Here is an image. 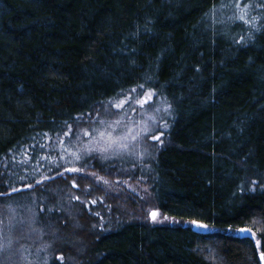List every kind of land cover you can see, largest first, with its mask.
I'll list each match as a JSON object with an SVG mask.
<instances>
[{"label": "trees", "instance_id": "trees-1", "mask_svg": "<svg viewBox=\"0 0 264 264\" xmlns=\"http://www.w3.org/2000/svg\"><path fill=\"white\" fill-rule=\"evenodd\" d=\"M235 3L0 0V260L264 264V0ZM147 92L146 157L81 151Z\"/></svg>", "mask_w": 264, "mask_h": 264}, {"label": "rangeland", "instance_id": "rangeland-1", "mask_svg": "<svg viewBox=\"0 0 264 264\" xmlns=\"http://www.w3.org/2000/svg\"><path fill=\"white\" fill-rule=\"evenodd\" d=\"M119 102L120 100L117 101L116 103H119ZM164 111H166V107H165L163 100H159V101L149 100L147 103H144L143 105L135 101V107H130L129 105H127V103H125L122 108L115 109V112H117L118 115L116 114V116L111 117L104 124H101L100 126L99 125L96 126L95 129H103L107 124H110L116 120H119L121 123H120V126L116 129L117 133H124L127 131L128 128H131L132 134L137 135L136 140L128 141V144H129L128 150H120V151L110 150L107 153H101L99 151H89V149H97L101 146L98 143V136L96 132L94 131L95 130L94 129L88 132L89 135L87 136L84 135L85 140L79 139V143L82 144L80 147L81 151L82 152H87V151L92 152L97 157H101L102 159H107V160L113 159V155H126L130 157L136 156L135 159L144 158L146 157V154H144L142 150V143L140 144L139 141L143 138L144 134L154 131L156 128L160 127L161 125H162V128L164 127V124L166 123V119L164 118ZM157 135H160V134L158 133ZM137 148L139 149V151L137 150ZM153 212L157 214L155 220L152 218V215H151V213ZM148 213L150 215V219L152 220V222H159L161 220V213L155 207H151ZM7 215L10 217L11 216L10 212L7 213ZM8 216L5 217L6 220ZM2 238L3 237L0 236V239ZM0 264H18V263L12 260H8V256L6 257L4 256L0 260Z\"/></svg>", "mask_w": 264, "mask_h": 264}, {"label": "snow or ice", "instance_id": "snow-or-ice-1", "mask_svg": "<svg viewBox=\"0 0 264 264\" xmlns=\"http://www.w3.org/2000/svg\"><path fill=\"white\" fill-rule=\"evenodd\" d=\"M240 4H241V0H236V3L232 6L239 8ZM227 6L229 5H225V4L221 5V7H227ZM237 18L245 23H249V21L246 19V16L243 14L238 16ZM241 39H243V37ZM138 87L142 89L144 86L139 85ZM132 91H136V89H133ZM152 95H153L152 92L145 93L144 96L141 98V100L137 101V103H140L141 105H143L144 103H147L149 100H151ZM125 103H127V100H121L119 103H116L113 106L116 108H122ZM104 123H105L104 121H101V124H104ZM120 123L121 122L119 120H116L113 123L107 124L103 129H95L94 131L96 132L98 136V143L101 146L97 149H89V151H99L101 153H107L110 150H115V151L128 150L129 148L128 141L136 140L137 135L132 134L131 128H128L127 131L124 133H117L116 129L120 126ZM65 135H68V133H65ZM84 135L87 136L89 135V133L85 131ZM152 138L156 140L159 139V137H156V136H153ZM73 155H76V154L73 153ZM76 159H80V157L76 155ZM69 171H78V169H69ZM45 179H47V177H45ZM37 183H40V181H37ZM27 186L31 187V185H27ZM20 190L21 189H18V188L12 189L13 192H18ZM3 195H6V194L0 193V196H3ZM151 215H152V218L155 220L157 214L153 212L151 213ZM191 223L196 224L197 227H200V228L208 227V225L200 223L198 221H192ZM239 232L241 233V235L247 232L249 237L252 236V232L250 229L242 228V229H239ZM60 259H63V258L60 257Z\"/></svg>", "mask_w": 264, "mask_h": 264}]
</instances>
